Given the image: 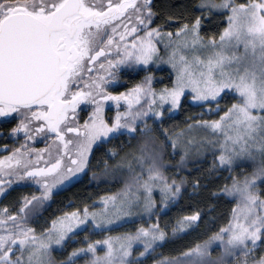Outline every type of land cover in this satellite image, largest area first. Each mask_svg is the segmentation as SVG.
Returning <instances> with one entry per match:
<instances>
[{
  "label": "snow or ice",
  "instance_id": "6c2138e0",
  "mask_svg": "<svg viewBox=\"0 0 264 264\" xmlns=\"http://www.w3.org/2000/svg\"><path fill=\"white\" fill-rule=\"evenodd\" d=\"M195 7L202 13L207 9L208 15L227 13L221 21L225 26L202 35L204 15L169 17L157 24L152 0H0V117L17 120L10 134L24 138L11 151L2 149L7 154L0 157V194L17 182H33L39 189L38 195L0 208V264H56L53 248L80 225L101 227L132 215L133 209L151 214L154 189L166 203L175 199L184 180L169 182L165 174L174 167L164 161L169 145L184 150L178 164L192 150L199 154L207 149L219 153L214 163L221 168H238L244 158H258L259 163L250 174L230 173L231 183L214 194L237 201L225 225L154 264H227L229 259L232 264H264V253L257 254L264 247V188L258 187L264 184V0H200ZM173 23L179 26L170 27ZM161 44L173 70L170 86L152 88L153 77L147 73L131 89L109 91L124 72L159 63ZM189 90L192 101L209 106L229 92L235 100L222 112L217 105L218 119L189 124L172 139L167 130L163 142L151 145L137 136L152 131L144 126L147 119L162 121L164 108H180ZM107 101L117 106L114 118H105ZM121 101L126 111H119ZM87 108L91 111L82 118ZM199 128L210 130L211 139L186 135ZM125 132L129 144L132 139L138 143L127 150L123 145L108 149L119 160L105 165L106 173H128L124 189L105 198L101 210L85 205L37 228L34 217L56 186L86 171L95 148ZM38 136L45 139L44 148L30 146ZM200 219V211L179 217L173 234L191 231ZM167 235L159 223L140 226L134 234L73 249L60 264H74L79 254L89 253L87 264H132L128 258L134 242H143V257ZM214 242L222 248L215 259ZM97 244L106 246L103 255H97Z\"/></svg>",
  "mask_w": 264,
  "mask_h": 264
},
{
  "label": "trees",
  "instance_id": "16d2710c",
  "mask_svg": "<svg viewBox=\"0 0 264 264\" xmlns=\"http://www.w3.org/2000/svg\"><path fill=\"white\" fill-rule=\"evenodd\" d=\"M236 2L244 3L245 0H236ZM152 3L154 11L157 13V18L155 19V23L157 24L163 23L169 17L174 20H182L186 17L204 15L205 18L202 24L203 35L216 33L218 29L225 26L221 21L226 16V13L223 15L217 13L208 15L207 9H204L202 13L199 8L195 7L200 3V0H152ZM177 26L179 25L175 23L170 25L172 28ZM162 62L163 59H161L159 63L153 62L154 73L158 70V75H154L153 77L154 83L152 84V88L154 89L163 84L170 86L169 77L174 78L171 66H166ZM155 79L157 83H155ZM227 101L228 97L224 96L223 99L218 100L212 105L219 104L222 106ZM142 104L145 109L149 106L147 100L142 101ZM204 105L205 104L191 105L190 102L184 100L176 114L169 112V115H167L168 113L165 111L164 120L161 121L158 118H149L146 120L144 126L148 127V124L153 121V128L150 135H154L160 142H163L162 133L164 130L175 128L180 123L188 120L214 116V113H204ZM137 136L142 137L144 140L146 133H137ZM137 143V140H134L131 144L125 141H119L112 148L123 145L124 150H127L128 148L134 147ZM94 158L95 163L100 159L105 160L103 166H95L94 169L89 172L87 180L57 191L52 200L46 201L45 205L39 210V214L34 217L37 228L41 225L47 227L48 224L46 221H50L64 212L82 209L85 205L93 209L92 207H95V201L99 199L100 196L111 192L116 189V187L118 188L119 184L117 182V177H115L116 173H106L105 165L114 166L119 160V157H111L107 149L106 152L104 151L103 153L97 151ZM169 158L172 159V157ZM192 160L195 161L191 162L185 159L183 165L174 161L172 163L174 167L167 168L169 170V182L173 179L179 182V180L183 178L184 183L181 186L178 196L167 203L157 204L155 211L151 213L150 217L153 222L159 223L160 227L164 229L168 235L165 241L157 242V246L154 250L146 253L144 257H140L138 254L134 255L132 259H130L132 264H154L155 261L162 258L175 256L178 252L186 251L197 242H202L213 233L217 232L219 228L225 225L227 220L231 218L232 209L237 201L228 196H218L214 194L217 193L219 189H222L225 184L231 183L230 173L234 175L237 169L243 166L240 165L238 168L227 169L221 168L219 165L214 166L208 158H195ZM177 170L180 171L178 175H176L175 172ZM100 174H103V176H100ZM236 175L241 176L242 172H238ZM196 182L199 183V187H193ZM21 196L22 194H20L19 190L14 191V193L10 195L9 206L14 204ZM196 211L201 212L199 223L194 225L191 231L173 234L172 229L177 219ZM139 221L140 220H135L134 223H138ZM129 224L130 223L127 222L122 224L123 226L113 227L112 231H119ZM101 233H108V231H94L88 226L81 231L73 233L68 237L65 243V248L63 249L65 253L56 255V261L60 263L66 259L71 249L87 245V243L80 244L83 237H90L91 239L93 235H100ZM217 244L218 242H214L211 248L213 259L220 256L222 252V248L218 247ZM262 248L263 247L258 248L257 254L263 253L261 252ZM137 250L136 252H138ZM82 257H84V255H82ZM57 258L62 260H57ZM75 262H77V260ZM227 264H232V260L229 259Z\"/></svg>",
  "mask_w": 264,
  "mask_h": 264
},
{
  "label": "rangeland",
  "instance_id": "374dc122",
  "mask_svg": "<svg viewBox=\"0 0 264 264\" xmlns=\"http://www.w3.org/2000/svg\"><path fill=\"white\" fill-rule=\"evenodd\" d=\"M207 12H208V10H207ZM226 15H227V13H226ZM201 34L203 35L202 32H201ZM160 47H161V57L163 59V62L162 63L165 64L166 66H168L170 64H168L166 58H164V52H163V46H162V44L160 45ZM152 64H153V62H152ZM163 86H165V84L158 86L156 88V90H159ZM191 96H192V93L189 90L188 91V95L185 96V97H183V101L184 100H187L188 102H190L191 105L201 104L199 102L192 101L191 100ZM226 96L228 97V101L224 105H222L220 107V111L221 112L224 110V107L225 106L230 105L235 100V96H233L230 92ZM217 105H219V104L211 105V106H209L208 104H205L204 105V109H205V112L204 113H208V109H209V107H211L212 113H214V116H209V117L207 116V117H204V118L188 120V121H185V122L180 123L175 128H171L169 130L166 129L167 130L168 138L169 139L174 138L175 137V134L177 132H180V131L186 129L189 124H193V123H195L197 121H201V120L218 119L220 113H218V112L215 111ZM158 110H159V108H158ZM163 110H164V112L167 111V113H168L167 115H169V112H172V114H176L178 112L179 108L178 109H173L171 111H169L168 108H164ZM152 122L153 121H151L150 123H152ZM186 135L196 136L197 138H208V139H211L210 130H206V129H203V128L194 129L192 133H190V134H187L186 133ZM126 138H127L126 139V142H128L129 139H131L130 137H126ZM162 138H163V140H165V136L164 135H162ZM144 140H147L150 145H151L152 142L160 143V141L156 137H154V135H146L144 137ZM131 143H132V141H131ZM168 148H167L168 149V152L166 153V151H165V154H164V161H165V163L171 164V165H173L172 163L174 161H177V163H178L180 161L181 155L184 154L183 148H179V149H177L175 151L172 149L171 145H169ZM218 155H219V153H214L211 149H207V150H205V151H203V152H201L199 154H197L195 152V150H192V152L186 157V161L194 162L195 160H192V159H195V158H199V159L208 158L213 163L214 166H217V164L214 163V160H215V157H217ZM169 157H172V159L169 158ZM187 159H190V160H187ZM238 163H239V166L242 165L243 167H240L239 169H237V171L234 173V175H236L238 172H242V175L241 176H243L244 174H250L253 171V168H255L258 165L259 160H258V158H257L256 161H253V160L244 158L243 159V162H238ZM179 164H182L183 165V162L182 163H179ZM88 169H89V165L87 166L86 171ZM136 170L139 171V169H136ZM86 171H83V172L74 174L71 178H69L63 184L57 185L56 188L54 189L53 193H55L56 191H58V190H60V189H62L64 187L68 186L69 184H71L72 182H74L75 180H77L78 178H80ZM168 172H169V170L166 168L165 169V174L169 177V173ZM175 172H176V175H177V173H180L179 170H177ZM100 176H103V174H100ZM127 176H128V173H119V172L116 173L115 177H117V182L119 184L118 188L116 187V189L112 190L111 192L105 193L102 196H100L99 199H97L95 201V207H92L93 209H90V210L96 211V210L103 209L105 207V205L103 203V201H104L105 198L110 197V196H114V195H118L121 192V190L124 189L125 184H126V177ZM258 187L259 188H264V184H259ZM133 191H135V189H133ZM261 194L263 195V193H261ZM52 195H51V197L48 200H52ZM153 198H154V201H155V204L156 205L159 204V203H164L165 202L163 200L161 194H160L159 189H154V191H153ZM0 208H3V207H0ZM75 210H79V209H75ZM75 210H73V211H75ZM125 211H127V210H125ZM67 212H72V211H67ZM132 212H133L132 215H121L119 219H114L112 221V223H110V224L107 223V222H102V226L101 227L95 226L94 223H92V222H87L85 225H80L78 229L73 230V232L70 233L65 238V242L62 243V245H58V246H55L53 248L52 253H51V259L53 261H55L56 264H60V263H58L56 261V255H58V254H64L65 253L63 249L65 248V243L68 240V237L71 236L73 233H75L77 231H81V230L85 229L88 226L92 230H94V231L107 230L108 233H101L100 235H93L92 236L93 238H91V239H90V237H83L82 240L80 241V244L93 243V242H96V241H104V240H106L109 237H118V236H121L123 234H128V233L134 234L135 231H136V229L139 228L140 226L147 227V226H149L151 224H155V222H153L151 220V217H150L151 214L141 213L138 209H133ZM135 220H140V221L138 223H134ZM127 222L130 223L127 227H124V228L120 229L119 231H112V228L113 227L123 226L122 224H125ZM142 243H143L142 241H136V242H134L132 254L128 258L129 260L132 259V257L134 255H137V254L139 255V253H141V252L144 251V249L142 247ZM86 247H87V245L81 246V247H77V248H86ZM96 247H97V255H103V253L107 250L106 246L103 245V244H97ZM73 249H76V248H73ZM73 249H71L68 253L72 252ZM136 250L138 252H136ZM261 252L264 253V247L261 249ZM82 255H84V254H79L75 258V261L77 260V262H75L74 264H87V262L92 259V254L91 253H89L87 255H84V257H82ZM57 260H62V259L57 258Z\"/></svg>",
  "mask_w": 264,
  "mask_h": 264
},
{
  "label": "flooded vegetation",
  "instance_id": "af4514ba",
  "mask_svg": "<svg viewBox=\"0 0 264 264\" xmlns=\"http://www.w3.org/2000/svg\"><path fill=\"white\" fill-rule=\"evenodd\" d=\"M162 70V68H161ZM147 73H151L152 77H154V75H158V70L153 71V64L152 62H150V66H145V65H138L136 66V69L133 70H128L126 72H124L120 79L118 81H116L110 88L109 91L111 92H123L127 89H131L135 84L139 83L142 81V79L145 77V75ZM162 75V73H161ZM154 83V81H153ZM152 83V84H153ZM155 83H157V80L155 79ZM121 105H124L122 107L119 108V111L123 112L127 110V106L125 105L124 101L120 102ZM133 109L135 110V106H133ZM117 106L115 104V102L113 101H107L105 103V118H109V117H113L115 116V113L117 112ZM91 111V108H87L86 110L81 111L80 115L82 118H87L88 112ZM17 123V120L15 119H10V118H3L0 117V157L5 156L7 153L4 152L2 149L7 146L8 147V151H11L12 147H18L20 145V143L23 141V135H19V136H15L10 134V130L12 127H14ZM148 127H150L151 129L152 127V123L148 124ZM152 132V131H151ZM150 132H147L146 135H150ZM126 137H129L127 132H125V134L123 136H119V137H113L111 141L101 144L99 147H96L94 150L93 155L91 156L90 162H89V169L77 180H75L74 182H72L71 184H69L66 187H69L71 185H74L75 183L78 182H82L87 180V178L89 177V172L92 171L94 169L95 166H103V163L105 162V160L100 159L97 160V163H95V154L97 151L103 153L104 151L106 152L107 149H111L112 147H114L116 145V143H118L119 141H125L126 142ZM135 139H132L131 141L133 142ZM128 143V142H126ZM46 144V141L43 137L38 136L36 141H34L30 146L33 148H44ZM98 167V168H99ZM99 173V172H98ZM5 179H7L5 177ZM64 187V188H66ZM62 188V189H64ZM60 189V190H62ZM20 191V194H22L21 197L25 196V195H31V194H39V189L38 187L33 183V182H17L15 184H13L11 186V189L9 191H7V194H0V207H4L5 205H9V198L10 195H12V193H14V191ZM58 190V191H60ZM57 192V191H56ZM55 192V193H56ZM55 193H53L52 195V199L55 195ZM19 197V198H21Z\"/></svg>",
  "mask_w": 264,
  "mask_h": 264
}]
</instances>
